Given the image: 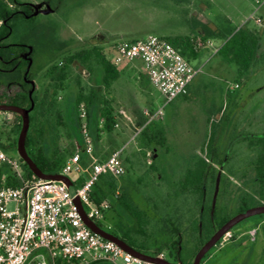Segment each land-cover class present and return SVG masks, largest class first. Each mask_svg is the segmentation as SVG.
<instances>
[{
  "label": "rangeland",
  "instance_id": "374dc122",
  "mask_svg": "<svg viewBox=\"0 0 264 264\" xmlns=\"http://www.w3.org/2000/svg\"><path fill=\"white\" fill-rule=\"evenodd\" d=\"M21 1L31 6L34 20L17 22L14 34L7 41L28 40L40 50L29 74L40 97L46 89L53 91V82L48 77L50 66L81 49L98 45L105 52H111L117 42L152 35H186L197 43L199 57L191 60V64L201 68V72L190 85V95L165 106L164 116L154 121L166 134L165 147L141 149L139 146V131L146 125V112L162 106L164 97L136 68L130 67H120L121 77L106 88L99 67L89 71L71 65L63 90L56 96L57 108L66 126H60L52 112L51 125L43 129L45 143L55 141L62 149L79 152L83 144L82 121L75 101L80 93L86 96L94 93L95 99L86 106L94 155L105 157L123 149L126 173L117 179V193H122L125 187L128 199L142 213L150 249L176 241L172 227L168 228L166 223L184 204L179 181L199 159L212 165L209 154L214 148L220 147L219 157L222 152L231 157L228 166L234 168L235 176L229 175L227 167L221 169L213 163L217 178L207 183L208 190L213 188L212 200L217 198L233 205L238 201L239 189L251 194L246 184H250L252 165L259 155V150L252 146L264 134V0ZM239 28L249 29L261 37V58L247 73H241L236 64L226 63L218 54L229 36L228 30ZM53 50L57 51L55 59L49 61ZM137 65L142 67L140 63ZM234 85L239 87L232 89ZM103 104L113 107L117 118L120 110H126L135 119L134 123L122 122L111 133L103 131L99 113ZM22 125V119L17 116L0 112V141L13 146L7 150L12 157L19 156ZM212 130H215L213 147L209 144ZM31 131L36 138L37 133L34 129ZM83 157L88 159L86 155ZM82 165L88 166L85 161ZM221 170L225 177L220 180ZM247 170L248 176L243 177ZM67 176L80 180L87 174L82 171ZM258 205L264 204L258 201ZM185 210L191 217L190 211ZM122 214L132 225L130 213L124 210ZM106 218L105 226H115L118 221L111 207ZM220 241L201 264H264V214L242 220ZM194 246L188 243L190 250ZM172 252L176 254L174 248ZM160 257L174 261L168 250Z\"/></svg>",
  "mask_w": 264,
  "mask_h": 264
},
{
  "label": "trees",
  "instance_id": "16d2710c",
  "mask_svg": "<svg viewBox=\"0 0 264 264\" xmlns=\"http://www.w3.org/2000/svg\"><path fill=\"white\" fill-rule=\"evenodd\" d=\"M0 20L2 21L0 25V106L20 107L28 110L30 126L26 136L27 152L43 173L59 174L67 157L75 155V152L71 148L62 149L55 141L45 143L43 129L51 125L50 117L52 112L56 115L57 123L62 127L66 126L62 118V112L57 108L56 96L58 92L63 90V83L67 77L68 69L73 64L89 71H92L93 67L97 66L102 70L103 86L109 88L121 77L120 66L111 61L110 56L112 51L105 52L98 45L81 49L50 66L48 77L53 82V91L51 92L50 88L46 89L40 97L29 76L31 66L36 61V54L40 50L28 40L18 42L7 41L14 34L17 22H33L34 15L31 11V6L21 0H0ZM228 35L226 41L219 48L218 54L226 63L236 64L241 73L250 72L261 58L260 35L245 28L230 29L228 30ZM163 38L178 48L190 62L191 60L198 59L199 47L190 36L175 35ZM135 40L138 39L132 41ZM37 43L40 44L41 41L38 40ZM56 52V50L52 51L49 61L55 59ZM93 99H95L94 93H91L90 96L80 93L75 101L77 109L82 103L87 106V103ZM8 113L22 119L18 113L9 111ZM99 113L103 122V131L107 133L113 132L118 123L113 107L103 104L99 109ZM87 117L89 125V113ZM20 129L21 125L19 126V131ZM33 129L37 133V139L32 134L31 130ZM214 131H211L209 139L211 147L214 146V139L212 138ZM258 140V143L252 147L259 150L257 173L260 187L264 190V134ZM167 143L168 140L164 130L159 128L155 122L144 126L140 132L139 146L141 149H157L160 146L165 147ZM14 146L17 147L16 142ZM0 147L7 152L13 146L0 141ZM218 149H220L219 146L218 148H214L209 154L212 165L204 159H199L193 168L188 169L184 177L179 181L181 196L185 198L183 200L184 204H182L180 211L178 210L175 213L176 215L174 214L166 223L168 228L172 227L176 241L171 245L163 244L155 249L149 248V241L144 231L146 221L142 213L137 209V206L128 199L125 187H123L122 193H117L118 178L110 175L100 177L92 189L91 198L98 205L103 202H109L112 212L118 218L115 226L110 225L111 228L106 229L107 233L148 256L160 257L164 250H168L170 255L174 257L176 264H194L195 261L193 262V260L199 251L211 240L218 230L238 214L255 207L250 201V193L245 189H239L238 201L233 205L226 202L222 203L217 198L214 201L212 200L213 188L208 190L207 183L214 182L217 178L214 173L213 163L221 169H223L222 167H227L229 175L235 176L234 168L228 166L231 157H227L224 152L219 157L217 153L219 152ZM18 158L25 177L27 179L38 178L20 155ZM223 173L222 170L218 172L220 180L225 177ZM248 174L247 170L243 172L242 176L247 177ZM83 181V179H80L78 182H73V185H80ZM3 183L10 187H20L23 184L21 179L15 176L8 166L0 168V184ZM246 186L250 189L249 183ZM207 192L208 194H206ZM229 193L230 196H233L231 192ZM207 195L208 198L205 199ZM184 205L190 211L191 217L187 216ZM124 210H127L133 217L132 225L125 221L122 214ZM189 242L195 245L192 250L188 248ZM172 248L175 249L176 254L172 252ZM213 248L205 255L203 260L212 252ZM57 264L65 263L58 260Z\"/></svg>",
  "mask_w": 264,
  "mask_h": 264
},
{
  "label": "built area",
  "instance_id": "2783aa9c",
  "mask_svg": "<svg viewBox=\"0 0 264 264\" xmlns=\"http://www.w3.org/2000/svg\"><path fill=\"white\" fill-rule=\"evenodd\" d=\"M110 59L118 66L140 62L151 85L164 97L162 106L146 112V125L162 118L170 102L188 95L190 84L201 72L178 48L155 35L115 43ZM238 87L234 85L232 89ZM79 108L83 144L79 152L65 161L59 173L66 176L72 172L88 173L75 189V195L63 181L27 179L19 158L0 147V168L8 166L23 182L20 187L0 184V264H57L58 260L65 264H157L127 252L85 223L75 198L89 220L104 231L111 228L104 224L110 205L96 204L91 193L100 177L120 178L126 167L122 148L106 159L95 157L86 106L82 103ZM120 113L126 116L123 111ZM83 155L89 160L86 168L82 165Z\"/></svg>",
  "mask_w": 264,
  "mask_h": 264
},
{
  "label": "water",
  "instance_id": "95a60500",
  "mask_svg": "<svg viewBox=\"0 0 264 264\" xmlns=\"http://www.w3.org/2000/svg\"><path fill=\"white\" fill-rule=\"evenodd\" d=\"M15 112L21 115L23 125H22V130L19 136V141H18V150H19V155L21 158L25 161V163L28 164V166L32 169L34 174L40 178V179H45V180H60L66 183L72 192L73 195H75V190H74V185L72 180L63 174H45L43 173L38 166L34 163V161L31 159L29 156L27 149H26V136L29 130L30 126V118H29V112L25 108H20V107H13V106H5L1 107L0 106V112ZM75 202L83 216V219L85 223L96 233H99L103 235L104 237L115 241L117 244H119L123 249H125L127 252L138 256L142 258L143 260L150 261V262H155L157 264H174L166 259L163 258H158V257H153V256H148L146 254H143L133 247L127 245L124 241L116 238L115 236L107 233L103 229L99 228L95 223H93L91 220L88 219L86 216L84 209L79 201L78 198H75ZM256 214H264V206H260L258 208L254 209H248L245 212L238 214L234 218H232L227 224H225L218 232L211 238V240L199 251L195 258L194 264H201L204 256L220 241V239L229 231L231 230L235 225L240 223L242 220L251 217Z\"/></svg>",
  "mask_w": 264,
  "mask_h": 264
},
{
  "label": "crops",
  "instance_id": "0c3cea01",
  "mask_svg": "<svg viewBox=\"0 0 264 264\" xmlns=\"http://www.w3.org/2000/svg\"><path fill=\"white\" fill-rule=\"evenodd\" d=\"M138 63H140V62H136V63H133V64H122L120 67H130V68H136L137 70H138V72L140 73V75H141V77L142 78H144V80H146L150 85H151V83H150V81H149V79H148V77L146 76V72H145V70H144V68H143V66H142V64H141V66L142 67H140L139 65H137ZM191 85V84H190ZM151 87H152V85H151ZM190 95V87H189V94L187 95V97H185V96H181V97H178V98H176L175 100H179V99H187L188 98V96ZM175 100H173L172 102H174ZM172 102H170L169 103V105L172 103ZM120 111H123L125 114H126V116L125 115H122L121 113H120ZM119 111V116H118V118H117V122H118V127H119V125L122 123V122H124L126 125H129V124H133L134 123V118H132L128 113H127V111L126 110H124V109H122V110H120ZM112 154V153H111ZM110 154V155H111ZM110 155H108V156H110ZM108 156H105V157H98V159H101V160H103V159H106ZM86 162L87 164L89 163V160L88 159H86L85 157H83V162ZM87 175H88V173L87 172H85ZM86 178V177H85ZM85 178H83V180L85 179ZM79 180H78V178H76L75 180L73 179L72 180V182H78Z\"/></svg>",
  "mask_w": 264,
  "mask_h": 264
},
{
  "label": "flooded vegetation",
  "instance_id": "af4514ba",
  "mask_svg": "<svg viewBox=\"0 0 264 264\" xmlns=\"http://www.w3.org/2000/svg\"><path fill=\"white\" fill-rule=\"evenodd\" d=\"M257 161H258V158L256 157V161L252 165V173H251V178H250V192H251L250 201L255 205V207H253L252 209L258 208L261 206V205L256 206L258 201H260L261 204L262 203L264 204V190L260 187V184H259L260 182H259V177L257 173V168H258ZM260 215L262 214H256L253 216H260ZM255 234L256 232H254V235ZM172 263L176 264L175 260Z\"/></svg>",
  "mask_w": 264,
  "mask_h": 264
}]
</instances>
